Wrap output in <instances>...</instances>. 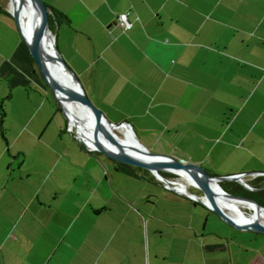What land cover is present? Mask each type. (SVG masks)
Here are the masks:
<instances>
[{
    "label": "crops",
    "instance_id": "obj_1",
    "mask_svg": "<svg viewBox=\"0 0 264 264\" xmlns=\"http://www.w3.org/2000/svg\"><path fill=\"white\" fill-rule=\"evenodd\" d=\"M43 1L64 15L54 32L56 41L62 35L66 61L81 66L77 73L91 99L113 123H130L141 139L162 136L159 142L147 138L150 148L165 150L181 138L205 149L211 128L202 120L211 100L207 93L230 79L228 69L245 70L243 79L264 82L263 0H240L234 12L230 0ZM126 11L134 23L129 30L119 23ZM27 75L29 84L42 86L39 76ZM1 161L0 264L235 260L232 241L223 235L219 239L209 226L211 221L215 226L217 215L159 181L140 191H101L85 206L64 211L23 174L15 177L11 158ZM246 179L264 184V176ZM23 187L30 189L24 192ZM3 196L8 199L2 201ZM259 236L252 247L246 246L250 253L242 255L241 263L264 264V235Z\"/></svg>",
    "mask_w": 264,
    "mask_h": 264
},
{
    "label": "rangeland",
    "instance_id": "obj_2",
    "mask_svg": "<svg viewBox=\"0 0 264 264\" xmlns=\"http://www.w3.org/2000/svg\"><path fill=\"white\" fill-rule=\"evenodd\" d=\"M230 1L234 4V12L243 0ZM227 2L229 1L223 2V6ZM0 4L10 9V0H0ZM53 34L55 35L54 32ZM57 44L61 56L66 61L65 46L60 34ZM251 56L252 53L249 58ZM262 58L264 62V54ZM241 60L247 62L245 59ZM66 63L78 76L77 72L81 66L70 65L67 61ZM235 70L228 69L232 78L230 75V79L207 93L211 100L204 106L202 120L210 124L211 128L206 134L209 140L205 142V149L188 146L181 138L168 143L165 150L150 148V141L154 139L159 142L162 136L145 135L146 140H143L135 131L139 141L153 153L170 155L184 163L199 164L218 176L231 172L263 173L264 82L260 84V80L243 79L245 70ZM27 74L39 76L42 86L29 84L26 81ZM78 77L83 84L82 78ZM84 89L90 97L86 87ZM96 106L99 107L97 104ZM109 120L111 121L110 118ZM1 154V165L11 158L15 162L14 176L23 174L30 186L32 184L33 188L41 190L43 198L52 199L53 206L64 211H74L85 206L86 199L92 198L93 195L96 198L101 191H140L146 187H156L158 182L155 181L161 182L150 170L131 166L130 169L138 175L134 178L119 169V164L106 154L89 151L82 146L81 141L69 130L68 119L53 91L43 79L36 61L30 51L27 52L17 22L12 16L0 12ZM94 159L100 161V166L95 164ZM166 173L169 180L178 181V175ZM149 182L151 184H147ZM29 189L30 187L21 188L24 192ZM188 189L199 196L203 195L194 184H189ZM1 195L2 193L0 198ZM7 196H3L2 201H6ZM239 208L247 215L253 214L247 207ZM213 213L218 218L215 226L213 221L210 222V228L213 227L219 239L223 235L227 238L224 237V240L232 241L235 257L233 264H244L241 263L242 255L250 253L246 246L252 247L254 238L264 234L239 229L227 223L216 212ZM191 264H198V261L195 259Z\"/></svg>",
    "mask_w": 264,
    "mask_h": 264
},
{
    "label": "water",
    "instance_id": "obj_3",
    "mask_svg": "<svg viewBox=\"0 0 264 264\" xmlns=\"http://www.w3.org/2000/svg\"><path fill=\"white\" fill-rule=\"evenodd\" d=\"M29 1L34 8L32 18H30L31 23L34 26L30 41L26 38L23 32L19 17L14 13L13 10L9 9V12L12 15V17L15 19V21L17 22L20 33L26 42V45L30 51V54L32 55L33 59L36 61L41 71L43 79L46 81L48 86L51 88L57 101L61 105V108L64 111L65 116L68 119L69 130L75 135V137L78 140L81 141V143L86 149H88L89 151H100L106 154L111 159L118 161V162H122L128 165H131V166L148 169L152 172V174L157 179H159L161 182L165 184H168L170 180L167 177H165L162 172H169L171 168L183 169L187 172H190L193 178L197 182L196 187L203 193V195L199 196L191 191H188V192L184 191L189 198L199 203H203L209 209L216 212L227 223L232 224L233 226L239 229L252 230V231L264 234V224L262 223H259V222L245 223V224L237 223L229 215V213L226 212L218 204L216 200V194L218 193V191L212 185V183H214L216 187H218L223 194L229 196L235 201H239V200L249 201V202L254 203L257 206L264 208V206L260 205L256 200H254L251 197L235 195V194H231L227 192L220 183L223 181H236L242 184L247 189L253 190L254 188L248 183L246 179V176L250 173H237V174L225 175V176L213 175L205 167L199 164L184 163L183 161L175 159L174 157L170 155L151 152L150 149H148L145 145H143V143L139 141L130 123L128 122L113 123L106 116L105 112L101 108L96 106V104L87 95L84 89V86L81 80L79 79V77L75 74L73 69L66 63L64 58L61 56L57 46L56 48H57L58 53L56 55V58L58 62L61 65H63V67L71 74V76L73 77L77 85L71 88V87H65L63 85H58L57 83H52V81L50 80V76L47 74V69L44 65V57H45L44 41L46 37H49L51 33H53L50 28V15L52 14V12H51L49 5L46 4L43 0H29ZM23 2L24 0H20L19 4H23ZM55 44H56V36H55ZM57 89H59L60 92H62L65 95L66 99L83 106L89 111L91 119H92L91 121L92 138L94 139L96 143V148L90 147V145L81 137V134L77 126L71 124V119L69 117V114L67 113L63 102L57 95V91H56ZM126 126H129L131 128L133 137L135 138L137 144H139V146H136V147L139 150L144 151L148 156H151L156 159H151L148 161V160L136 157L124 151V148L122 147L121 143L118 141L115 133L113 132V129L120 128V127H126ZM100 136H103L105 140H107L109 143L116 146L118 149L117 153H110L107 150H105L101 144ZM167 159H170V160H167ZM203 198H205L207 201H204Z\"/></svg>",
    "mask_w": 264,
    "mask_h": 264
},
{
    "label": "bare ground",
    "instance_id": "obj_4",
    "mask_svg": "<svg viewBox=\"0 0 264 264\" xmlns=\"http://www.w3.org/2000/svg\"><path fill=\"white\" fill-rule=\"evenodd\" d=\"M20 0H11L10 1V9L14 11V13L19 17L21 22V26L26 38L30 41L31 34L33 31V24L31 23L32 14H33V6L29 0H24L23 4H19ZM58 51L55 44V36L53 33L49 37L45 38L44 41V65L47 69V74L50 76V80L52 83H57L58 85H63L65 87H75L77 83L74 81L71 74L61 65L57 58ZM57 95L63 102L67 113L71 119V124L76 125L81 137L90 145L92 148H96V143L92 138V126H91V116L89 111L84 108L83 106L72 102L65 98V95L60 92L59 89L56 90ZM118 141L121 143L124 151L130 153L136 157L151 160L156 159L151 156H148L144 151L139 150L136 146L137 144L135 138L133 137L132 130L129 126L120 127L113 129ZM122 133V135L120 134ZM101 144L105 150L110 153H117L118 149L113 144L109 143L103 136H100ZM143 149V148H142ZM170 160V159H167ZM169 172L175 173L178 175V181H174L175 185L181 191L188 192V185L194 184L196 185L197 182L193 178L190 172H187L183 169H176L171 168ZM173 181V180H172ZM213 187L218 191L216 194V200L218 204L229 213V215L239 224L245 223H254L259 222L264 224V208L255 205L252 202L239 200L235 201L234 199L230 198L229 196L223 194L218 187L214 183H212ZM204 201H207L203 198ZM240 207H247L252 210L253 214L247 215L245 211Z\"/></svg>",
    "mask_w": 264,
    "mask_h": 264
},
{
    "label": "trees",
    "instance_id": "obj_5",
    "mask_svg": "<svg viewBox=\"0 0 264 264\" xmlns=\"http://www.w3.org/2000/svg\"><path fill=\"white\" fill-rule=\"evenodd\" d=\"M50 7V6H49ZM52 14L50 15V28L53 32L56 31V27L62 22V19L64 18V15L61 13H57L53 10L52 7H50ZM0 12L7 14L9 16H12L9 11L6 10L5 6L0 4ZM57 46V41H56ZM58 48V47H57ZM118 165V168L123 170L124 172H127L133 176H138L131 168V165L115 161ZM122 165V166H120ZM165 177H169V175L166 172H162ZM215 175V174H213ZM222 187L229 193L240 195V196H246L251 197L254 200H256L260 205L264 206V184H259L256 181H248V183L255 189L250 190L244 187L242 184L236 182V181H223L220 182Z\"/></svg>",
    "mask_w": 264,
    "mask_h": 264
},
{
    "label": "built area",
    "instance_id": "obj_6",
    "mask_svg": "<svg viewBox=\"0 0 264 264\" xmlns=\"http://www.w3.org/2000/svg\"><path fill=\"white\" fill-rule=\"evenodd\" d=\"M129 14H130V11H126V12H123L119 15V23L125 30L131 29L134 25V23L129 19ZM250 175L253 177L264 176V172L263 173L262 172H253V173L248 174L246 177H248ZM165 186L171 190H174L178 193H182V194L186 195V193L184 191H181L178 188V186L175 185V182L172 180H170V182L168 184H165Z\"/></svg>",
    "mask_w": 264,
    "mask_h": 264
}]
</instances>
